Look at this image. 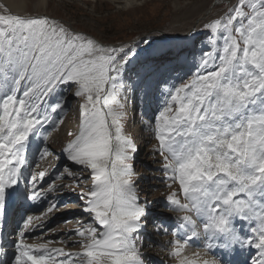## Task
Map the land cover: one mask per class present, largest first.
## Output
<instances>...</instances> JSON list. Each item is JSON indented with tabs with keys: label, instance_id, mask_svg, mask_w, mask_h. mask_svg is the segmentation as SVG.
I'll list each match as a JSON object with an SVG mask.
<instances>
[{
	"label": "snow or ice",
	"instance_id": "1",
	"mask_svg": "<svg viewBox=\"0 0 264 264\" xmlns=\"http://www.w3.org/2000/svg\"><path fill=\"white\" fill-rule=\"evenodd\" d=\"M201 35L206 44L189 64L167 44L176 37H144L141 57L139 44H104L46 15L0 14V216L7 190L24 178L30 140L46 141L63 123L53 117L68 94L82 101L83 128L62 147L72 167L56 179L92 182L76 193L89 217L68 233L78 239L27 243L52 205L23 221L11 264H147L149 226L171 234L165 247L176 264H224L217 252L238 248L255 249L249 264H264V0H238ZM153 101L150 154L160 167H145L162 173L151 179L178 185L156 216L140 187L149 178L135 169L140 149L124 128L129 102L138 109ZM39 155L57 154L45 143ZM45 175L30 172L29 200L64 187L38 186ZM193 244L200 250L189 256Z\"/></svg>",
	"mask_w": 264,
	"mask_h": 264
},
{
	"label": "rangeland",
	"instance_id": "2",
	"mask_svg": "<svg viewBox=\"0 0 264 264\" xmlns=\"http://www.w3.org/2000/svg\"><path fill=\"white\" fill-rule=\"evenodd\" d=\"M35 1L28 0L26 15L21 16L27 17L29 15L35 17L46 15L62 21L76 31L87 34L108 45L139 44L141 57L145 55V44L140 43L144 37L152 39L162 34L176 37V39L167 41V44L173 46L177 52L182 53L180 63H184L187 60L189 64L193 62V53L195 58L199 59L200 49L206 44L201 35L203 25L212 19L219 18L238 2V0H135L131 5H124L113 2V0H46L48 3L46 9L43 12H39L32 11V5ZM210 7L211 13L202 21L194 23V20ZM0 14H9L1 2ZM176 82L179 83V81ZM67 98L70 102L55 119L62 120L63 123L58 124L55 129L49 130L48 139H46V144L57 155H47L41 159L39 153L45 145L44 147H35L29 155L32 157L29 165H27V168L25 167V170L23 168L27 183H29L31 171L35 173L45 171L46 175L43 181H40L39 178L37 180L38 186L43 183L44 189H47L48 184L53 181L58 185L64 186L56 192H45L37 201L29 200V206L37 202L42 205L40 214L46 212L50 206L56 205L46 218L39 215L41 216L43 227H37L33 233L25 237L29 244L40 243L50 239L53 240V244L50 247H63V242L78 239L75 236H68V233L79 229L82 225L87 226L89 220V217L81 211L82 206L76 193L88 190L90 188L88 184H92L90 183L91 180H84L79 187H76L70 179H56L63 172L64 166L72 167L71 162L61 153L62 147L73 138V136L69 135L70 133L79 134L83 128V120L79 115V104L82 101L72 98L70 94H68ZM154 105L155 101H153L151 106L140 105L138 109H135L132 103L129 102L128 118L124 122L125 134L133 138L140 149L135 161L136 172L149 178V180H142L140 187L145 192L150 191L148 199L153 201V204L150 205V214H153L151 216H156L166 211L163 207L164 198L170 191L178 188V185H172V188H168L166 184L171 183L170 181L161 182L160 180L151 179L153 176H162V173L151 172L145 167V165L153 169L160 167V164L154 162L159 157L150 154L153 146L157 144L154 138V126L149 124L151 109ZM144 112H147L148 115H142ZM58 131L60 135L55 136ZM29 156L27 157V162H29ZM73 170L76 171V169ZM29 191L30 189L27 188L28 193ZM25 199H28V194L25 195ZM13 205L15 208L19 206V204ZM170 215L177 216L182 215V213L173 212ZM11 216L16 219V222L19 220L18 216L15 217L14 215V209ZM32 216H38V214H33ZM168 223L172 225L174 222L169 221ZM149 228L152 229V227ZM151 229H148V231ZM169 236L170 240H172L171 234L155 233L150 237L146 236L144 239L145 247L143 252L146 260L152 259L151 264H162L160 257H156L152 252L160 248L163 250L162 253H168L169 250L165 246ZM13 238L15 239V236ZM10 249L13 252L9 253L7 261L15 252L14 247ZM67 250L75 252L80 249L79 245H76L75 247H69ZM165 259L169 260L170 264H176L171 257ZM148 261L147 264H150Z\"/></svg>",
	"mask_w": 264,
	"mask_h": 264
},
{
	"label": "bare ground",
	"instance_id": "3",
	"mask_svg": "<svg viewBox=\"0 0 264 264\" xmlns=\"http://www.w3.org/2000/svg\"><path fill=\"white\" fill-rule=\"evenodd\" d=\"M135 0H113V2H116V3H121V4H124V5H131L133 4ZM0 2L4 5V7L6 8L7 12L9 14H15V15H26V11L28 9V0H0ZM48 3L46 0H36L33 5H32V11H39V12H43L44 9H46ZM211 13V7L207 10V11H204L202 14H200L199 17H197L195 20H194V23L196 22H200L202 21L203 19H205V17L207 15H209ZM29 16V15H28ZM57 116V115H56ZM56 116L53 117V119L55 120L56 119ZM65 128V127H64ZM70 130V129H69ZM56 134V135H55ZM54 135L55 136H59V131L57 133H55ZM48 139V137H47ZM47 141H42L40 139H37V138H32L30 140V147H29V150H28V154H27V157L30 155V153L35 149V147H39V146H42L44 147L45 143ZM54 147V146H53ZM40 149V148H39ZM28 163V162H27ZM26 163V164H27ZM26 166V165H25ZM24 166V168H25ZM24 174V172H23ZM27 187H28V184H25V174H24V178L18 182L17 185L15 186H12L11 188H9L7 190V193H6V199H5V204L7 205V208H9V213L11 214L13 212V208H11L7 202L11 201L12 204H13V201L14 200H17V198L21 197V191H22V195H25L27 192ZM16 193H17V196H16ZM41 202V201H40ZM31 203V202H30ZM33 203V202H32ZM39 205V202H37L36 204L32 205L34 207H37ZM13 207L15 208V206L13 205ZM189 251H188V255L190 256L191 252L192 251H198L196 250V248H192V247H189ZM160 250V251H159ZM10 252H13V250H9V253ZM163 250L162 249H155L153 253V255H155L156 257H160V261L162 264H170L169 263V260H166L165 258H168L170 257L169 256V252L168 253H162ZM9 253L7 254V257L9 255ZM162 253V254H161ZM153 255H150V256H153ZM154 256V257H155ZM170 259V258H169ZM149 260V261H148ZM147 261L150 262V264L152 263V259H148ZM167 261V262H166ZM158 262V260H157ZM160 263V262H159Z\"/></svg>",
	"mask_w": 264,
	"mask_h": 264
}]
</instances>
